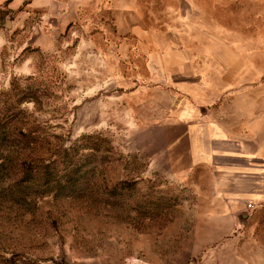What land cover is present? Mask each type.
Masks as SVG:
<instances>
[{
	"label": "rangeland",
	"instance_id": "374dc122",
	"mask_svg": "<svg viewBox=\"0 0 264 264\" xmlns=\"http://www.w3.org/2000/svg\"><path fill=\"white\" fill-rule=\"evenodd\" d=\"M32 1L0 5V264H214L242 221L264 244V171L226 196L183 118L264 170V0Z\"/></svg>",
	"mask_w": 264,
	"mask_h": 264
},
{
	"label": "crops",
	"instance_id": "0c3cea01",
	"mask_svg": "<svg viewBox=\"0 0 264 264\" xmlns=\"http://www.w3.org/2000/svg\"><path fill=\"white\" fill-rule=\"evenodd\" d=\"M6 0H0V5ZM46 0H33L32 6L41 8ZM159 37V36H158ZM161 44V43H160ZM156 46L158 50L151 49L156 52H167L171 50L170 45L164 44ZM173 51V50H171ZM232 51L226 44H220L212 50V54L216 56L217 52ZM185 123L188 125V132L193 133L194 140L191 145L192 161L195 164L210 165L217 161L216 159L223 160L227 168L224 180L229 181V184L224 186L223 191L226 196H250L252 192L259 188L260 182L263 177V164L254 160L252 154L242 153L239 146H235L233 142H228L220 136V128L217 122H212L210 112L207 109L187 110L184 114ZM194 119L193 124L188 119ZM219 129V130H218ZM217 164V163H216ZM218 165V164H217ZM239 181H246L247 188H242L238 185ZM221 189V190H222ZM237 223H235L236 225ZM241 224V226H240ZM238 224L242 230L241 239L244 240L240 253H236L230 260H223L218 257L214 264H264V244L259 242L253 228L259 223L242 221ZM232 228L233 222H229ZM246 244V245H245ZM232 250V249H231ZM212 257H210L212 264Z\"/></svg>",
	"mask_w": 264,
	"mask_h": 264
},
{
	"label": "built area",
	"instance_id": "2783aa9c",
	"mask_svg": "<svg viewBox=\"0 0 264 264\" xmlns=\"http://www.w3.org/2000/svg\"><path fill=\"white\" fill-rule=\"evenodd\" d=\"M247 208L248 209H251L252 208V205L249 203V204H247Z\"/></svg>",
	"mask_w": 264,
	"mask_h": 264
}]
</instances>
